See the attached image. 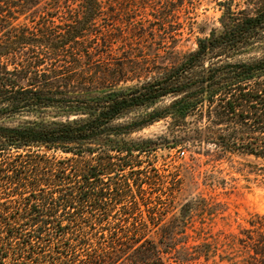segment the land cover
Here are the masks:
<instances>
[{
    "label": "trees",
    "instance_id": "1",
    "mask_svg": "<svg viewBox=\"0 0 264 264\" xmlns=\"http://www.w3.org/2000/svg\"><path fill=\"white\" fill-rule=\"evenodd\" d=\"M217 5L182 52L164 18L108 19L103 0H0V264H195L223 246L264 264L258 214L230 244L176 240L181 170L157 166L185 148L264 174V0Z\"/></svg>",
    "mask_w": 264,
    "mask_h": 264
},
{
    "label": "rangeland",
    "instance_id": "2",
    "mask_svg": "<svg viewBox=\"0 0 264 264\" xmlns=\"http://www.w3.org/2000/svg\"><path fill=\"white\" fill-rule=\"evenodd\" d=\"M103 1L111 15L108 19L112 16L138 20L164 18L165 29L161 24H155H158L162 36L165 33L178 34L177 49L182 52L194 49L196 37L207 36L211 28L218 27L221 15L217 0H177L172 6L167 5L166 0ZM23 19L24 16H21L19 21ZM18 120L10 121L17 123ZM164 128V122H155L130 137H154L161 134ZM156 157L158 167L171 169L178 166L181 170L183 184L177 193V206L173 212L176 217L179 216L184 204H189V212L185 219L186 234L176 237V240L186 241L190 246L230 244L241 238L239 231L249 227L252 215L264 217V174L258 171L262 166L259 160L234 156L229 160L208 162L203 156L192 159L191 152L185 148L160 149ZM250 170L257 173H249ZM160 234L154 233L152 237L159 238ZM223 248L219 247L208 262L202 258L195 264H237L227 259L232 255L222 252Z\"/></svg>",
    "mask_w": 264,
    "mask_h": 264
}]
</instances>
